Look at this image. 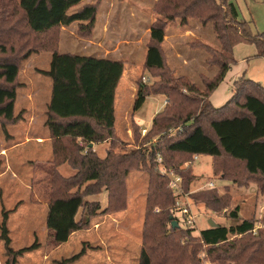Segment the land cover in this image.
Masks as SVG:
<instances>
[{
  "label": "trees",
  "instance_id": "1",
  "mask_svg": "<svg viewBox=\"0 0 264 264\" xmlns=\"http://www.w3.org/2000/svg\"><path fill=\"white\" fill-rule=\"evenodd\" d=\"M84 1L0 0V123L20 121L15 104L22 64L33 54L53 55L50 70L40 71L52 79L46 126L53 141V165L68 163L77 172L69 178L56 172L53 177L47 227L55 243L65 244L74 233L88 230L100 215L125 211L128 177L141 169L150 176V191L139 264H201L202 251L212 264H264V228L255 234V221L206 229L199 237L192 230L174 228L171 218L177 199L170 188V178L162 174L164 169L180 176L183 191L189 193L195 180L194 157H211L223 180L241 187L256 184L258 192L264 194V87L241 77L224 106L216 108L209 102L236 63L235 46L254 44L259 49L258 57L264 58V35L253 34L250 25L239 20L231 0H158L154 6L158 19L150 28L144 68L160 81L150 87L141 83L135 110L151 96H165L167 104L143 139L151 142L145 151L116 152L126 146L118 137L115 117L116 92L125 62L58 52L62 27L95 23L97 6L70 13ZM178 19L182 26L189 19L199 21L203 27L212 25L220 42L221 50L201 42L192 44L204 48L210 55L207 63L218 69L214 78H202L204 91L186 77L177 76L164 54L167 26ZM131 127L138 141L141 127L134 120ZM106 142L109 149L104 158L90 147ZM158 156L162 158L161 165ZM228 191L220 194L215 188L208 189L192 193L190 198L203 203L210 212L219 213L232 202ZM104 192L108 203L103 210L99 202L90 198ZM238 212L239 207L231 213L232 218L239 219ZM7 221L5 212L1 238L13 257L7 264H16L19 257L37 246L14 252ZM79 257L58 264H74Z\"/></svg>",
  "mask_w": 264,
  "mask_h": 264
},
{
  "label": "rangeland",
  "instance_id": "2",
  "mask_svg": "<svg viewBox=\"0 0 264 264\" xmlns=\"http://www.w3.org/2000/svg\"><path fill=\"white\" fill-rule=\"evenodd\" d=\"M231 1L238 9L239 20L249 24L253 34L264 35V0ZM157 2L158 0H85L70 13L80 11L85 6H97L95 23L92 26L89 22L75 23L70 27H62L59 32L58 52L61 54L101 55L105 53L104 49H109L114 43L117 47L121 45L120 54L116 57H121L125 62L126 78L122 79L116 92L115 117L118 137L126 146L119 147L116 152L145 151L151 145V142L143 141L152 128V125L148 128L147 124L152 122L159 108L163 110L167 104L165 96V106L161 105L163 102L160 96H151L135 110L141 83L150 87L160 81V78L144 68L150 41L149 29L158 19L154 11ZM166 30H169L171 38L164 42L163 50L170 68L177 76L186 77L200 91H204L202 78H214L218 69L207 63L210 55L204 48H196L192 44L201 42L221 50L212 25L203 27L199 21L189 19L188 24L182 27L178 19L170 22ZM83 33H89L90 36H84ZM127 42L131 45L128 46ZM100 44L105 47H100ZM175 51L181 54L180 59L173 53ZM258 54L259 49L254 44L241 43L235 46L233 59L236 63L209 98L214 107L220 108L232 98L234 83L241 77L264 87V58L258 57ZM52 58V53L42 52L33 54L22 64L15 104V115L21 116L20 121L0 123V264H7L13 259L1 238L5 212L8 214L11 249L18 252L37 246L35 250L19 257L16 264H58L78 255L80 257L74 264H139L147 196L150 191V176L141 169L132 171L128 177V205L125 211L98 216L92 220L88 230L74 233L62 245L55 243L47 227V214L54 192L53 177L56 172L65 178L77 173L68 163L58 167L53 165V141L46 126L52 79L40 74V71L50 70ZM186 60L188 64H185ZM134 119L141 125V137L138 141L131 127ZM36 136L44 137L46 143L40 144L41 141L36 140ZM94 148L104 158L109 143H101ZM86 151L87 148L84 152ZM63 166L72 169L70 171L74 174L66 175ZM193 175L195 180L190 192L185 193L182 189V192L175 193L177 204L172 217H175L181 228L192 230L193 235L199 237L201 230L211 228L209 219L214 220L218 226L227 228L245 220L255 221L254 229L264 226V194L258 192L256 184L241 187L223 180L222 173L215 170L211 157L202 156L195 161ZM212 183L220 194H225L229 189L232 202L227 210L213 213L203 203L190 198L192 193L211 189L209 184ZM104 194L107 197L104 192L90 198L91 201L99 202L103 210L108 203V199L105 202ZM237 207L239 219H234L231 213ZM184 209H188L189 215L194 218L192 225L186 223L185 216L182 215ZM110 215H115L122 222L119 230L110 226L98 230V222ZM80 216L81 212L78 217ZM170 229L171 223L167 225V230ZM121 233L125 235L122 236ZM199 259L201 264H212L205 251L199 254Z\"/></svg>",
  "mask_w": 264,
  "mask_h": 264
},
{
  "label": "crops",
  "instance_id": "3",
  "mask_svg": "<svg viewBox=\"0 0 264 264\" xmlns=\"http://www.w3.org/2000/svg\"><path fill=\"white\" fill-rule=\"evenodd\" d=\"M180 25H181V23H180ZM182 26V25H181ZM183 27V26H182ZM149 31H150V29H149ZM192 33V32H191ZM193 34V33H192ZM193 36V35H192ZM194 37V36H193ZM171 37L169 36V30L167 31L166 30V39H165V42H167V41H169V39H170ZM115 44V43H114ZM111 45V47L109 48V49H104V54H97V53H95V54H93L94 55V57H98V58H104V59H109V60H119V61H122L123 59L121 58V57H116V55H118V54H120V48H121V45H118V47H117V45ZM128 46H130L131 45V43L130 42H127L126 43ZM100 47H105V45H99ZM148 51V50H147ZM173 53H175L176 54V57L178 58V59H180L181 58V54L179 53V52H177V51H175V52H173ZM146 56H147V53H146ZM185 64H188L187 63V60L185 61ZM123 78H126V73H124V75H123V77H122V79ZM122 79H121V81H122ZM121 83V82H120ZM120 85V84H119ZM119 87V86H118ZM133 89H134V87H133ZM156 98V97H155ZM161 100H162V102H163V104H161L162 106H165V104H166V100H165V97L164 96H160L159 97ZM163 110H161V108H159V110H158V112H157V114H159L160 112H162ZM157 114H155V116L157 115ZM155 117H153V119H154ZM135 120V119H134ZM135 122L141 127V125L135 120ZM152 123H153V120H152V122L151 123H148L147 124V127L148 128H150V126L152 125ZM145 127V126H144ZM146 127V128H147ZM116 130H117V128H116ZM36 140H38V141H41V143L40 144H45L46 142L44 141V137H41V136H36V138H35ZM96 145H98V144H92V148H94ZM94 150H95V148H94ZM96 151V150H95ZM97 152V151H96ZM99 155V154H98ZM199 158H201V157H199ZM63 168V170H64V172L66 173V175H68V174H74V173H72L73 171H70V170H72V169H70V168H68V167H65V166H63L62 167ZM62 168H61V170H62ZM196 175V174H195ZM197 176V175H196ZM203 177V176H202ZM104 198H105V202H107V197H106V195L104 194ZM104 205H105V203H104ZM127 212V211H126ZM118 216H120L121 214H117ZM99 220H102L101 218H99ZM109 220H110V222H109ZM211 221H213L214 223H216L214 220H212V219H209L208 220V223L210 224V222ZM108 222V223H107ZM107 223V224H106ZM122 222L121 221H118L117 220V218H116V216L115 215H110L109 216V218H108V216H106V217H104V219L102 220V221H100V222H98V230H100V229H102L103 227H106V226H110V227H112V229L114 228V229H116V230H119L118 228L120 227V224H121ZM217 224V223H216ZM218 226V225H217ZM218 227H220V226H218ZM201 231H203V230H201ZM200 231V232H201ZM108 232H111L112 234L113 233H118V231H108ZM121 234H123V233H121ZM125 234H123L122 236H124Z\"/></svg>",
  "mask_w": 264,
  "mask_h": 264
},
{
  "label": "built area",
  "instance_id": "4",
  "mask_svg": "<svg viewBox=\"0 0 264 264\" xmlns=\"http://www.w3.org/2000/svg\"><path fill=\"white\" fill-rule=\"evenodd\" d=\"M199 159L198 156L194 157V162L197 161ZM157 162L161 165L162 164V158L160 156H158ZM162 174L167 175L170 178V188L176 193L178 194L179 192H182V178L178 175H176L175 173L171 172L168 173L167 171H165L163 169ZM209 187L211 189L215 188V185L209 184ZM183 216H185V220L186 223L188 225H192L194 223V218L192 216L189 215V211L188 209H184L183 210ZM175 219V217H174ZM178 222V221H177ZM179 223V222H178ZM264 228V226L260 225L258 228L254 229V232L256 233L258 229H262Z\"/></svg>",
  "mask_w": 264,
  "mask_h": 264
},
{
  "label": "water",
  "instance_id": "5",
  "mask_svg": "<svg viewBox=\"0 0 264 264\" xmlns=\"http://www.w3.org/2000/svg\"><path fill=\"white\" fill-rule=\"evenodd\" d=\"M90 147L92 148V145H90ZM171 221H172V226H173L174 228L179 227V224H178V222L174 219V217L171 218ZM209 225H211V228H217V227H218L217 224L214 223L213 221H211Z\"/></svg>",
  "mask_w": 264,
  "mask_h": 264
}]
</instances>
